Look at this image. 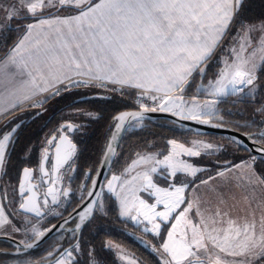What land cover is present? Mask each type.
I'll return each mask as SVG.
<instances>
[{"label":"snow or ice","instance_id":"snow-or-ice-1","mask_svg":"<svg viewBox=\"0 0 264 264\" xmlns=\"http://www.w3.org/2000/svg\"><path fill=\"white\" fill-rule=\"evenodd\" d=\"M249 11V0H0V234L14 245L0 255L26 256L54 235L40 259L16 264H109L105 252L110 264H145L110 240L97 249L85 238L115 212L151 236L144 245L155 264H264V13ZM81 89L98 91L69 99ZM104 93L134 107L111 117L73 207L76 136L102 118L80 105ZM53 102L72 118L17 153L18 114L38 109L29 115L38 120ZM238 105L251 116L231 119ZM157 112L173 126L233 134L221 143L197 128L190 141L146 142L108 179L121 134Z\"/></svg>","mask_w":264,"mask_h":264},{"label":"trees","instance_id":"trees-1","mask_svg":"<svg viewBox=\"0 0 264 264\" xmlns=\"http://www.w3.org/2000/svg\"><path fill=\"white\" fill-rule=\"evenodd\" d=\"M250 11L248 13L251 17H259L264 13V0H249ZM98 91L95 89H81L79 93L74 94L72 98H77L81 93H87L91 95L92 92ZM108 99L95 100L91 104L80 105L85 108H90L94 111H100L102 118L98 121L89 122V127L86 128V135H81L80 149L81 155L78 161L79 168L82 170L85 167L96 168L99 165L103 145L108 130V126L111 121V117L119 111L133 109L134 105L131 100L121 101V99L112 93H104ZM91 99V97L89 98ZM65 102L55 103L48 105V110L55 111L53 118L47 120L46 113L38 120L32 121L29 119L31 109L27 110L22 118L25 120V124L19 133V143L17 144V153H20L27 145L35 144L37 148L41 140L44 138V133L48 128L58 125L64 120L61 109L64 108ZM230 107V105H225ZM243 109V112L239 115L231 117L233 120H241V117L247 118L251 116V106L238 105ZM34 111H38L34 110ZM190 135H196L192 130L184 129L179 126H173L171 122L167 120H146L143 127L131 129L125 134L119 149L121 153L120 162L112 166V169L116 172H120L124 166L125 160H127L132 153L139 151L143 148L146 142H155L160 144L162 141L170 138L186 139ZM209 137L211 140L217 142L226 143V138L220 135H202ZM33 163H35V154L33 156ZM111 169V170H112ZM56 219L49 218L46 223H53ZM136 230V231H135ZM140 237L150 239L151 236L144 235L143 231L139 228H135L133 225L125 222L122 219L117 218L115 212L109 213L107 217H98L93 223L85 230L84 236L86 239L100 249L101 245L106 241H112L113 244L122 245L131 250L137 257L145 261V264H155L154 258L147 251L144 243L139 241L132 233ZM55 238L48 240L44 245L36 250H32L26 256H20L19 258L38 260L40 257L46 254V250L50 247ZM147 239V240H148ZM0 248H13V245L8 242L0 241ZM105 255L109 264L114 257L111 253H102ZM17 258L14 255H0L1 263H12L11 259ZM18 259V258H17ZM117 264L119 262L117 261Z\"/></svg>","mask_w":264,"mask_h":264},{"label":"water","instance_id":"water-1","mask_svg":"<svg viewBox=\"0 0 264 264\" xmlns=\"http://www.w3.org/2000/svg\"><path fill=\"white\" fill-rule=\"evenodd\" d=\"M128 110H132V109H128ZM126 111V110H124ZM167 120L169 122L172 123V118L170 116V114L168 113H160V112H157V113H150L148 114V119L146 120ZM183 125H185V127H182L180 125V123L177 124V126L179 127H182L184 129H188V130H192L195 134H196V129L199 128L200 129V132L203 134V135H209V134H214V135H220V136H223L225 138H228L230 137L233 133L226 130V129H223V128H211V127H207V126H200V125H196L194 122L192 121H184L182 122ZM127 133V131L123 132L121 134V139H120V145H121V142L125 136V134ZM245 143H248L247 141H245ZM120 148L117 149V151H119ZM112 169V167H111ZM104 171V174L107 176H109L110 172H109V169L108 168H105L103 169ZM40 194V193H39ZM61 221L58 220L57 222H55L54 224H59ZM54 235H49L47 239H45L44 241H42L40 243V245L37 247V248H34L32 250H36L38 248H40L42 245H44L48 240H50L51 238H53ZM18 239V238H17ZM0 241H4V242H8V243H12V241L10 239H8L6 236L0 234ZM30 250V251H32ZM0 251H3V252H6V253H13L14 252V245H13V249H8V248H0ZM1 264H13V263H1Z\"/></svg>","mask_w":264,"mask_h":264},{"label":"flooded vegetation","instance_id":"flooded-vegetation-1","mask_svg":"<svg viewBox=\"0 0 264 264\" xmlns=\"http://www.w3.org/2000/svg\"><path fill=\"white\" fill-rule=\"evenodd\" d=\"M91 97V95H87L86 97H84V99H89ZM80 98V96L79 97H77L76 99H79ZM48 107V106H47ZM67 109H64V111H61L62 112V115H64L65 117H64V119H71L72 117H70V116H68L67 115ZM25 114V113H24ZM55 114V111H51V109L50 110H48L47 112H46V115H48L47 116V120H49V119H51V118H53V115ZM21 116H23V115H21ZM62 122V121H61ZM60 122V123H61ZM76 122L77 123H79V122H81V120L79 119V118H77L76 119ZM59 123V124H60ZM89 123V122H88ZM58 124V125H59ZM58 125H56V126H53V127H51V128H48L46 131H45V133H44V137L46 136V135H48L49 133H51V132H53L56 128H57V126ZM86 135V134H85ZM81 135H77L76 136V140H77V142L79 143V146H80V140H79V137H80ZM98 167V166H97ZM88 168H90V167H85L84 169H80L79 168V171H78V173H77V176H79L80 178H78V179H73L72 181H71V185H72V189H73V192H74V196H73V198H72V206L74 207L75 206V204L78 202V200H79V195H80V193L78 192V191H76V189L78 188V186H79V184L81 183V180H82V176L80 175L84 170H86V169H88ZM94 174V173H93ZM43 190L44 189H40V194H42V192H43ZM49 218H52V217H49ZM48 218V219H49ZM58 220L56 219V221H54L53 223H51V224H54L55 222H57ZM53 238H55V236H53ZM52 239V238H51ZM11 249H13V248H11Z\"/></svg>","mask_w":264,"mask_h":264},{"label":"rangeland","instance_id":"rangeland-1","mask_svg":"<svg viewBox=\"0 0 264 264\" xmlns=\"http://www.w3.org/2000/svg\"><path fill=\"white\" fill-rule=\"evenodd\" d=\"M0 54H2V51H0ZM31 110H32V109H31ZM32 111H34V110H32ZM137 128H139V127H137ZM133 129H136V128H133ZM195 138H197L196 135H190V136L187 137L186 139H178V140H181V141L188 140V141H190V140L195 139ZM199 138L210 139L209 137H206V136H201V137H199ZM210 159H214V158H208V157H203V158L193 157V158H191L192 161H194V162H196V163H198V164H207V163H209V160H210ZM111 173L119 174V172H116V171H114V170L112 169L111 172H110V174H109V176H108V179L111 178ZM127 223L133 225L131 222H127ZM134 227H135V226H134ZM135 228H137V227H135ZM139 229H141V228H139ZM135 231H136V230H135ZM135 231H132L131 234H133V235H134L139 241H141L142 243H144V241L148 239V238L140 237V236L136 235V234H135ZM143 234H144V233H143ZM144 235H145V234H144ZM17 238L19 239V237H17ZM151 239H152V238H150V239H148V240H151ZM115 245H117V244H115ZM119 246H120L121 248H123L124 250H126L128 253L134 254V253H133L131 250H129L127 247L122 246V245H119ZM134 255H135V254H134ZM135 256H136V255H135ZM136 257H137V256H136ZM18 259H20V260H24V259H26V258H18ZM16 260H17V258L11 259V262H12L13 264H16Z\"/></svg>","mask_w":264,"mask_h":264},{"label":"crops","instance_id":"crops-1","mask_svg":"<svg viewBox=\"0 0 264 264\" xmlns=\"http://www.w3.org/2000/svg\"><path fill=\"white\" fill-rule=\"evenodd\" d=\"M26 112H27V110H26L25 112H23V113H19L18 115L21 116V115H23V114L26 113Z\"/></svg>","mask_w":264,"mask_h":264},{"label":"built area","instance_id":"built-area-1","mask_svg":"<svg viewBox=\"0 0 264 264\" xmlns=\"http://www.w3.org/2000/svg\"><path fill=\"white\" fill-rule=\"evenodd\" d=\"M32 110H37V109H32Z\"/></svg>","mask_w":264,"mask_h":264}]
</instances>
